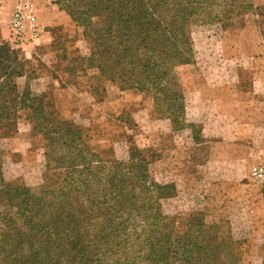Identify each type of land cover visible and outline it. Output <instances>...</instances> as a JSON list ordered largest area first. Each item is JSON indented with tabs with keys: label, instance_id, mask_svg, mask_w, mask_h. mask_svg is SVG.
<instances>
[{
	"label": "rangeland",
	"instance_id": "1",
	"mask_svg": "<svg viewBox=\"0 0 264 264\" xmlns=\"http://www.w3.org/2000/svg\"><path fill=\"white\" fill-rule=\"evenodd\" d=\"M58 1L36 0L44 29L40 45L12 46L28 61L26 74L16 79L21 97L46 93L61 117L86 127L81 140L92 147L85 151L92 155V168L115 160L129 162V146L134 145L146 156L148 172L139 163L126 166V177L118 175L114 184H102V189L91 173L62 175V168L48 167L45 153L51 142L56 152L65 147L48 139L43 125L34 129L37 121L22 109L15 124L0 129L4 180L21 187V201L56 200L53 196L69 187L64 180L71 177L75 186L96 194L99 203L100 196H111L122 204L123 211L113 212V218L131 215L125 223L131 221L101 235L90 252L96 264H199L191 239L188 242L195 213L206 235H211V225L219 224V235L233 240L220 264H264V197L248 177L251 164L264 163V0H242L254 8L226 10L220 23L193 28L194 61L175 69L186 97V115L174 126L158 117L149 96L120 91L107 80L97 87L93 71L81 70L86 64L81 65L79 57L89 55L88 44L82 27ZM7 3L11 0H0L5 42L13 40L11 18L2 16ZM54 16L61 22L49 24ZM148 110L157 121L147 117ZM9 205V200H0V233L6 217L16 218ZM92 216L101 218V210L96 208ZM31 237L39 238L34 233ZM180 238L188 244L184 253L177 248ZM157 243L164 258L149 262L148 250ZM11 263L20 264V258L12 256ZM0 264H5L3 258ZM48 264H66L63 250L54 251ZM200 264H211V259Z\"/></svg>",
	"mask_w": 264,
	"mask_h": 264
},
{
	"label": "trees",
	"instance_id": "2",
	"mask_svg": "<svg viewBox=\"0 0 264 264\" xmlns=\"http://www.w3.org/2000/svg\"><path fill=\"white\" fill-rule=\"evenodd\" d=\"M58 4L83 29L90 53L79 57L80 64H86L81 70L93 71L96 86L107 80L120 91L134 90L149 96L158 117L173 126L177 120H185L186 97L175 69L194 61L193 28L199 23H220L226 10L254 8L251 2L242 0H60ZM8 42L0 33V129L15 124L19 110H28V118L37 121L33 128L43 125L47 138L65 147L66 151L56 152L54 143H50L45 153L48 167H60L66 176L70 172L91 173L94 179L85 181H101L99 189L103 188L102 184H114L118 175L126 177V166L139 163L148 172L146 156L134 145L129 146V162L115 160L113 164L101 163L102 166L92 168V155L85 153L92 147L81 140L87 128L61 117L52 109L46 93L21 97L24 93L16 79L26 74L28 61L12 48L21 49L19 42ZM54 133L59 136H52ZM98 161H102L99 154ZM70 178L64 180L69 187H63L53 196L56 200L21 201L24 192L21 187L13 188V182L4 180L0 157V200H9L12 205L8 208L16 216L6 217L0 233V258L5 264H14L12 256H18L20 264H48L51 254L59 249L65 253L66 264H96L90 252L99 244L101 235L109 229L127 227L131 220L125 222L131 215L118 221L113 218V212L123 211L122 204L115 203L111 196H100L99 203L96 194L90 196ZM96 208L101 210V218L92 216ZM158 211L156 207V215ZM193 219L191 226L184 229L189 228L188 242L191 239L196 249L197 262L211 259V264H220L222 255L232 250L233 240H226L227 234L219 235V224L211 225V235H206L198 221L201 216L195 213ZM31 233L39 238L33 240ZM179 241L183 244L179 242L177 248L184 253L188 244L181 238ZM156 246L148 250L149 262L164 258L160 244Z\"/></svg>",
	"mask_w": 264,
	"mask_h": 264
},
{
	"label": "built area",
	"instance_id": "3",
	"mask_svg": "<svg viewBox=\"0 0 264 264\" xmlns=\"http://www.w3.org/2000/svg\"><path fill=\"white\" fill-rule=\"evenodd\" d=\"M10 30L12 39L19 42L21 47L41 44L44 29L39 21L36 0H14ZM248 177L260 188L264 197V163L251 164Z\"/></svg>",
	"mask_w": 264,
	"mask_h": 264
},
{
	"label": "crops",
	"instance_id": "4",
	"mask_svg": "<svg viewBox=\"0 0 264 264\" xmlns=\"http://www.w3.org/2000/svg\"><path fill=\"white\" fill-rule=\"evenodd\" d=\"M4 10L2 11V16L4 17V18H7V17H10L11 18V14H12V11H13V8H14V0H11V3H7V4H5L4 6ZM9 15V16H8ZM57 17H51L49 20H47V22L50 24H56V23H59V22H61L60 21V18L59 19H56ZM189 116H191L190 114H189ZM147 117L148 118H150L151 119V121H154V120H156V119H154V118H152V116H151V114H150V110H148L147 111ZM157 121V120H156ZM211 121V120H210ZM209 121V122H210ZM209 122H206L207 124L209 123ZM145 123H147V126L149 125V122L147 121H145ZM206 124V125H207ZM154 125V127H156V125H155V123L153 124ZM147 126H145V131L147 130L146 128H147ZM208 126V125H207ZM209 126H211V122H210V125ZM207 128V127H206ZM149 130V129H148ZM205 131H207V134H209L211 131H209L208 129L206 130L205 129ZM148 132V131H147ZM149 132H151V129L149 130ZM146 134H148V135H151V134H149V133H146ZM123 142L122 141H119V142H117V144L119 145V146H121V144H122ZM119 150L120 151H122V146L119 148Z\"/></svg>",
	"mask_w": 264,
	"mask_h": 264
}]
</instances>
